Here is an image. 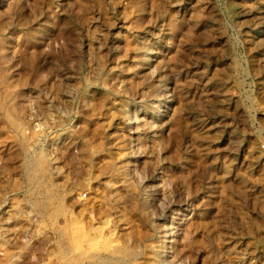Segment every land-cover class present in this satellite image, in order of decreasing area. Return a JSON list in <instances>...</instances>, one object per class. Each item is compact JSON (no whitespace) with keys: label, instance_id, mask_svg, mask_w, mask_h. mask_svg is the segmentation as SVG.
<instances>
[{"label":"rangeland","instance_id":"1","mask_svg":"<svg viewBox=\"0 0 264 264\" xmlns=\"http://www.w3.org/2000/svg\"><path fill=\"white\" fill-rule=\"evenodd\" d=\"M0 264H264V0H0Z\"/></svg>","mask_w":264,"mask_h":264}]
</instances>
